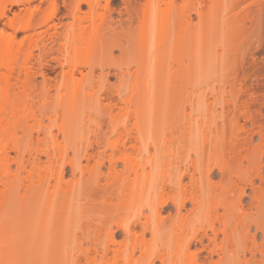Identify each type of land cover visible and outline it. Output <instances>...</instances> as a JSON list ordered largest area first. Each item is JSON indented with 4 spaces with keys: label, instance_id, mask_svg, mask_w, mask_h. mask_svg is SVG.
I'll use <instances>...</instances> for the list:
<instances>
[{
    "label": "bare ground",
    "instance_id": "6f19581e",
    "mask_svg": "<svg viewBox=\"0 0 264 264\" xmlns=\"http://www.w3.org/2000/svg\"><path fill=\"white\" fill-rule=\"evenodd\" d=\"M46 1L0 0V264H60L61 250L65 264H80L79 254L85 264H117L119 259L123 264H139L134 258L136 248L143 264H156V258L165 264L168 240L176 257L185 256L184 264H199L198 253L189 251L197 245V251H206L207 257L217 253V264H264V124L254 122L239 95L226 92L229 97L219 101L224 98L221 87L210 93L219 101L218 108L207 100L208 95L191 101L190 110L182 109L180 99L170 97L166 64L167 55L173 53L181 79L238 84L241 57L264 37V0H188L179 7L176 0H168L165 8L160 0L156 4L146 0L143 7L140 0H120L126 16L117 10L119 18L110 25L109 34L121 38V50L136 52L131 76L146 85L136 103L133 97L120 96L124 109L129 110V105L133 109L113 128L122 135L119 143L107 145L97 137L94 145L79 147L70 142L72 128H62L66 143L74 149L72 156L56 140L27 138V121L41 111V104L34 107L32 100L35 75H45L46 63L37 61V70L30 75V53L21 58L23 43L16 34L28 33L33 46L46 53L63 51L64 60L57 62L69 67L68 78L80 67L90 75L99 50H104L101 35L90 28L94 21L90 13L98 0H63V12L55 0L42 10ZM105 1L106 6L112 2ZM83 4L89 8L86 14L81 13ZM13 6L18 10L9 15ZM86 86H74L73 106L79 97L89 96ZM81 158L86 162L82 164ZM65 165L71 166L73 174L79 172L78 178L72 174L74 184L69 182L77 183L76 188L64 182ZM125 187L133 201L144 202L150 213L139 212L118 223L124 242L116 241L108 228L103 244L93 243V254L78 249L77 241L72 247L75 252L60 248L68 224L85 216L88 202L104 205ZM72 190L71 195L85 194L76 197L78 201L92 194L93 200L82 197V204L78 203L81 218L73 215L79 220L71 218L75 210L64 214L67 209H59ZM168 202L173 212L166 217L161 210ZM129 237L131 250L124 255ZM73 238L72 243L77 239Z\"/></svg>",
    "mask_w": 264,
    "mask_h": 264
},
{
    "label": "rangeland",
    "instance_id": "374dc122",
    "mask_svg": "<svg viewBox=\"0 0 264 264\" xmlns=\"http://www.w3.org/2000/svg\"><path fill=\"white\" fill-rule=\"evenodd\" d=\"M48 1L50 0H47L43 4L42 10L44 9L47 10V8L49 7ZM55 1L59 6L60 11L63 12L64 10L63 0H55ZM158 1L159 0H153V3L156 4ZM176 1L178 3L177 4L178 7L179 5L182 4V2L188 4V0H184V1L176 0ZM166 2H168V0H160V7L165 8L168 5V3L166 4ZM145 3L146 0H140L141 7H143ZM18 7L19 6H13L11 11L8 12V14L12 15V11H17ZM94 8H95L94 13L93 12L90 13L91 16H94V21L90 23V28L97 31L98 34L101 35L102 43L104 45V50L103 49L99 50V57L98 59H96V65H94L92 69V74L90 75H87V69L85 67H80L78 70L74 71L73 78H68L66 72L68 71L69 67L67 65L61 66L57 62L58 59L64 60L62 56L63 51L46 53L41 49L33 46V43L30 42V38L28 37V33L18 32L16 34V39L21 40L23 43L21 58L26 56L28 52L30 53V55L28 56V58L31 60V67L28 70V73L30 75L32 72H35L37 70L36 69L37 61L42 60L44 63H46L43 67V71L45 75L42 76L39 73L35 75L36 85L32 87V100L34 107L41 104V111L37 112L36 119H29L27 121V124L25 125L27 130L26 133L28 135L27 138H30L34 142L37 141V138H39V140L44 139L48 143L53 140H56L57 142L61 143L62 146L64 147L66 146V148L64 149L66 150L65 152L68 153V154L66 153V155L69 156H72L74 154L73 153L71 155L72 150H74L73 148H71L72 146L71 144L73 143L78 145L79 147L82 144L84 145L89 142L93 144V141L96 140L97 137H100L102 140H106L107 145L111 143L112 144L119 143L121 141L122 135H119L117 132H113V128L115 127V125L119 124L124 119V116L127 112L133 109V106L130 105H129V110L128 108L124 109L125 104L119 100L120 96L127 95L128 97H133V102L136 103V99L138 100V96L141 95V93L144 91L146 85L145 81H137L136 75L131 76V74L135 69L136 52L134 51L132 52L130 50H121L119 48V43L121 41L120 40L121 38L111 37L109 34L110 25L115 24L118 21L119 14L117 10H121L123 12V17L126 16L121 1L112 0L109 6H106L105 0H98V2L94 3ZM88 11H89L88 6L86 4H83L81 7V13L86 14ZM83 24L88 25L89 22L87 21L84 22ZM52 31L53 30L51 29L50 32ZM241 59L242 60L240 62V65L237 68L238 84L235 83L234 86H230L229 83L227 84L224 83L225 80L219 82L214 79V80H209L208 81L209 83L207 85V83L201 84L200 82H198V80H195L193 78L189 79L187 77L186 80H184L185 78H182L183 79L182 80L181 77L183 76H181L179 71V64H178L179 61L177 60V55L175 56V54L173 53L168 54L166 61V64H168L167 65L168 74L167 73L166 74H167V80H169L170 82V92H169L170 97L175 99H180L183 103H180L181 101L179 100L178 102V105L180 104L179 107L182 108L184 106L182 109L185 108L188 111L190 110V108L188 107H190L192 103L191 101H193L196 98L194 102H197V98L201 96L203 97L201 99L200 98L198 99L200 100H203L204 98L206 99V97L209 95L207 97V100L210 103L212 102L213 107L217 105L216 107L218 108L219 106L218 102L222 100L224 101L225 98L229 97L228 95L230 93L233 95H239L238 96L239 101L244 102L247 105L249 112H251L253 116V120H255L254 122L257 123L258 121V123L260 122V124H264V37L263 39H261L260 43L255 44L248 53H246L245 55H243V57H241ZM121 73H124V76L119 77L118 74ZM88 81L90 82L89 84H87ZM211 83H213V85ZM77 84L89 85L88 87L86 86V88L87 89L89 88L88 91L90 92V94L89 96L79 97L77 103H75V106H73L72 98L74 96L72 94V91L74 90V86ZM213 86L217 88H214ZM220 87L223 88L224 93L221 92V95L223 94L222 96L224 98L220 96L223 99L220 98L219 101L216 102L215 99H213L214 98L213 95L215 94L214 91H216L215 89L220 90L218 89ZM203 89L206 92L203 91ZM211 89L213 90L211 91ZM238 91H240V93ZM226 92L228 93V95ZM210 93L213 95H211ZM186 98L189 99V102L185 101ZM171 105L172 108H170V110L172 111L173 104ZM71 107L75 110L72 111ZM242 122L243 121L240 120V123ZM66 127H71L73 130L72 138L70 141L72 143L71 144L69 143L71 146L68 143H66L68 139L65 138L66 135L62 131V128H66ZM255 141H256L255 143L259 142L258 139H255ZM81 149L82 148H80V151ZM109 152H110V148L107 147L106 153ZM81 161H83L82 164L86 162L84 158H81ZM118 164L119 166L122 165L121 163ZM68 165L64 166V170H65L64 182H66L67 184L71 181L72 184H74L75 178H78L79 176V174H77L79 172L77 171L76 173H74L76 175H74L72 173L71 166ZM72 174L74 175L75 178L72 176ZM76 182H78L77 179ZM70 184L71 183H69V185ZM75 186L73 187L76 188L77 186L76 187ZM75 190L78 191V189ZM87 190L88 189L86 188V191ZM72 193H74L73 190L70 193V199L64 200V202H60L63 203L62 205L63 207L61 206V208L59 209L66 208L67 210L65 209L62 210L64 211V214L67 213L68 210L71 209L75 210L74 212L72 211L71 216L73 217L71 218H75V220L76 219L79 220L81 217L83 218L80 219L78 223H73L76 221L74 219H73L74 221H72L70 218L73 224H71V222L70 224H68L69 226L67 229L68 232L66 231L68 235L66 234L63 236V233L65 234V231L60 233V235L62 234L63 236L62 239L65 238L64 241L61 240L60 248L61 247H62L61 249L65 248L68 251L72 249L74 244L77 245L76 243H78L77 246L79 247L78 249H81V251H83V249L85 251L86 249H88V252L90 251L89 253H92L94 251L93 246L95 242L98 243V241H100L99 243L103 244L102 242L106 240L105 233H106V229L108 228L113 229L116 241L118 242L120 241L119 243H121V241L124 242L125 237L123 231L120 229L119 226H117L118 223L120 221L122 222L132 219L133 217H135L134 215L139 212L141 213L143 212L144 214L150 213V211L147 208V205L143 204L144 202L140 203L138 201L136 203L133 201L132 195L130 194V190L127 189V187H125V189L118 197H114L112 195L111 199L110 198H109L110 200L108 199L109 200L108 203L105 202L106 204L105 207H104L105 204L104 205L100 204L101 201L97 202L99 204L95 203L92 205L90 204V202H88L90 205L87 204L88 208L85 207L87 209L85 210V216H83L82 213L79 212L82 210L78 211V209L81 208L79 207L82 204V202L80 201L81 198L82 197L85 198V197L81 196V198H79L80 200L78 201L76 199L78 198V196L80 197V195H82L83 193L80 195L77 193L78 194L77 196H75L76 194L71 195ZM87 193L88 192H86V194ZM91 195H88V197L86 198L91 199V197H89ZM102 199H105V197ZM83 201L85 202V200ZM246 201H247V197H246ZM80 202L81 204H79L78 206V203ZM49 205H50L49 207L52 208L51 203ZM65 205L67 206L65 207ZM162 207L163 209L161 210V213L163 216L167 217L169 212H173V206L171 202H168V204ZM52 210L51 209L48 210L49 211L47 213L48 218L49 217L51 218L50 211ZM73 214H77L76 216H78L79 219L77 217H74ZM78 214L82 216L80 217ZM62 215L63 214H61L60 216L62 217ZM154 219L155 217L153 216V220ZM74 224H76L77 226L75 225L76 226L75 227ZM72 226L74 229H69ZM136 230L140 231V225H136ZM72 231L73 233H71ZM69 235L74 236V238L76 237L77 239L73 240L72 243L70 240H72L73 237L67 240V238H70ZM259 236L260 234L258 235L257 240H259L260 238ZM149 238H150V234L149 232H146L145 239H149ZM52 242L55 243V244L52 243L54 245V247L52 248L54 249L56 247L55 246L56 240L53 239ZM130 242L131 239L129 237L126 239V243H128L129 245L125 244L124 248L127 247V249H129L128 246H130ZM67 243L69 244L67 245ZM101 244L100 246H102ZM122 244L120 245L123 246ZM167 245L170 254L167 256L168 259L165 262V264H184L186 259L184 260L183 258H185V256H182L183 255L182 254L176 257L174 251L172 250L173 245L169 240L167 241ZM197 246H192L189 251L191 253H198L199 264H217L218 261L217 253H213L211 258L207 257L206 251H201V252L197 251L196 249ZM73 249H75V247ZM73 249L72 251L75 252V250ZM121 249L122 247L120 248V250ZM124 250L125 253L123 254L125 255L129 253V252L126 253V251H130L131 249L129 250L124 249ZM62 251L63 250H61L60 252L61 254L59 253L60 264L64 263ZM139 255H140L139 248H136L134 251V258L138 259L139 264H143L145 260L142 256ZM78 257L82 261L81 263L85 264V259L82 258L80 254L78 255ZM111 260L112 259H110V261ZM118 261L120 263L117 264L124 263L121 262L120 259ZM155 263L161 264L160 260L157 258L155 260Z\"/></svg>",
    "mask_w": 264,
    "mask_h": 264
}]
</instances>
